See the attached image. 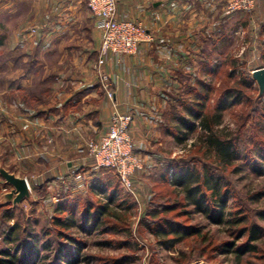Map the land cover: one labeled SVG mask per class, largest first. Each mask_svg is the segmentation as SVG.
I'll list each match as a JSON object with an SVG mask.
<instances>
[{"label": "rangeland", "instance_id": "374dc122", "mask_svg": "<svg viewBox=\"0 0 264 264\" xmlns=\"http://www.w3.org/2000/svg\"><path fill=\"white\" fill-rule=\"evenodd\" d=\"M235 15H238V19L234 18L233 27H236L237 21L238 25H243L229 30L230 34L218 56V61H222V64L214 74L200 76L213 88L209 93L207 108L213 107L214 100L223 88H235L241 92V101L221 112L220 128L237 136L238 153L231 163L223 165L215 160L213 153L210 156L205 153V146L199 144V128L190 132L181 128L180 132L186 134L183 140L173 133L163 131L158 143L153 146L162 159L160 164L155 162V168L139 171L137 174L134 172L129 189L120 184L112 170H103L102 179L90 181L89 186L84 187L88 190L84 195L79 192L83 187L72 191L73 187L62 189L64 186L59 187L55 182L46 183V178H50L53 173L47 170V165L41 161L27 162L22 155L9 152L13 148L9 144V131L14 128V135L21 137L24 124H11L0 116V168L29 182V195L13 203L15 195L9 196L13 186L0 175V258H4L2 252L7 250L17 254V258L13 259L15 263L11 264H54L56 247L60 242H67L65 236H71L81 244L79 259L75 264H233V256L219 253L218 249L220 242L234 238L229 236L228 227L211 223L205 215L194 212L192 206L186 205L180 188L174 187L170 179L168 182L160 178L161 173L165 172L172 178L176 164L194 166L197 169L207 166L219 178L221 193L228 191L226 210L245 208L247 219L239 227L255 223L264 233V219L257 216L258 212L264 211V196L257 201L252 198L256 192L262 191L264 194V173L259 175L254 170L260 163L264 166V89L260 91L252 76L254 69L264 68V3H255L250 12ZM35 55L32 53L23 60L21 51L13 49L7 42L0 46V115L2 112L7 116L10 109H13L9 106L11 100H25L34 108L40 102L54 99V90L46 91V87L54 84L53 73L41 65L34 70L31 87L17 92L8 88L12 79L20 72L31 69L32 58L38 56ZM42 61L53 69L60 62L55 53ZM63 61L67 66L72 60ZM234 61L236 64H233ZM97 67L98 58L94 73L103 87ZM102 69L104 70L103 65ZM242 79L245 80L244 83ZM199 90L201 93L205 91L202 88ZM177 95L180 96L179 93ZM195 95L196 90L184 92L188 103L198 97ZM175 104L177 112L169 113L173 116L168 114L167 119L171 129L179 130L182 126L177 119L180 115L187 116V113L182 105ZM90 139L93 138L86 141ZM18 140L23 141L21 138ZM140 160L143 162L141 157ZM147 164L149 165L148 159ZM110 195L112 201L109 199ZM122 203L123 206H118ZM129 204H132V208L126 212L125 208ZM165 204L172 208L167 213H160L158 218L165 216L169 220L198 227L200 234L187 236L179 242L163 243V239L155 236L148 227V220L156 219L148 217L146 210L151 206ZM103 205H107L118 216V221L106 215L96 218L95 212ZM56 217L61 220L69 217L72 223L60 226L55 223ZM12 228L15 239L8 241L5 234ZM59 232L65 236L61 237ZM246 237L244 235L236 244L240 245ZM170 238L173 236L168 235L164 240ZM45 245H49V248H45ZM257 246L258 252L243 255L242 264H264V237Z\"/></svg>", "mask_w": 264, "mask_h": 264}, {"label": "crops", "instance_id": "0c3cea01", "mask_svg": "<svg viewBox=\"0 0 264 264\" xmlns=\"http://www.w3.org/2000/svg\"><path fill=\"white\" fill-rule=\"evenodd\" d=\"M116 1L118 18L140 21L152 40L141 42L133 54L105 56L111 99L94 73L101 31L85 0H0V46L7 42L21 51L23 60L38 55L31 69L12 79L9 90L31 87L38 65L54 76L53 86L46 87L54 90V99L34 108L25 100H11L13 109L7 116L1 112L7 122L24 124L21 137L14 135L16 129L9 131V152L47 165L53 173L46 183L73 187L72 191L83 187L79 192L84 195V187L102 179L106 169L77 150L105 131L112 110L133 116L129 133L143 160L135 173L155 168L162 159L153 146L163 131L172 133L167 118L177 110L175 102L186 100L185 91H200L206 83L200 76L214 74L222 64L218 56L229 30L243 25L237 21L233 27L239 14L225 12L226 0ZM260 1L264 3H256ZM54 53L60 62L53 69L42 59ZM64 59L72 61L65 66Z\"/></svg>", "mask_w": 264, "mask_h": 264}, {"label": "trees", "instance_id": "16d2710c", "mask_svg": "<svg viewBox=\"0 0 264 264\" xmlns=\"http://www.w3.org/2000/svg\"><path fill=\"white\" fill-rule=\"evenodd\" d=\"M233 64H236V62L234 61ZM244 81L245 80L242 79L243 83ZM250 83L251 82H246V84ZM202 86V89L205 90L204 93L196 90L197 95L195 96L198 97H195L194 101L191 103H188V101L186 102V100L183 99L180 100V97L177 95L176 99L180 100L187 116L180 115L177 120L182 127H180L179 130L174 128L171 132L176 135V137L183 140L186 134L185 132H180L181 128H185L187 132L199 128V144L205 146V153L209 156L213 153L216 161L227 166L231 163L234 157L237 156V136L234 135L233 132H224V130L220 128L222 123L221 112L224 108L240 102L242 97L241 92L235 88H223L214 100L213 107L207 108L209 93L213 88L208 83H205ZM193 146H195V143ZM133 151L136 154L134 144ZM254 170L257 174L262 175V173H264L263 164L260 163L259 166H255ZM171 177L172 178L169 177L168 172L161 173L160 176V178L168 182L170 179V183L174 187L180 188V191L184 194V199L187 203L186 205L192 206L194 212L205 215L211 223L226 225L228 227V231L230 232L229 236L234 238L233 240L220 242V245L218 246L219 253H228L233 256V264H242L243 255L246 253L254 254L259 251L257 243L264 237L262 228L255 223L250 224L249 226L239 227V225L243 224L247 219L248 214L247 212H244L245 208L241 207L235 211L226 210L228 191L221 193L219 178L215 176V173L210 171L207 166L203 165L201 169H197L194 166L190 167L184 164H176ZM112 193L114 192L112 191ZM262 196H264L262 191L256 192L252 196L253 201H257ZM111 197L112 196L110 195L109 199ZM110 201H112V198ZM123 204L124 203L118 206H123ZM131 208L132 204L127 205L125 208L126 212ZM171 208L172 206L167 204L147 208L146 213L148 217L151 216L152 219H156L148 220L149 222L147 223L155 236L160 237L163 239V243H166L167 241L179 242L187 236H198L200 234V229L198 227L187 226L169 220L165 216L158 218L160 213H167ZM86 213H88V211ZM95 214L96 218L106 215V217L109 216V218L114 221H118L119 219L114 212L109 210L107 205L101 206ZM257 216L264 219V211L258 212ZM55 221V223L64 227L65 225L72 223L69 217L62 220L61 218L56 217ZM13 232V228L6 232V240L10 241L15 239ZM59 235L61 237L65 236L61 232H59ZM168 235H172L173 238L164 240ZM244 235H247L245 241L240 245H237L236 242L244 237ZM65 237L67 242L64 244L60 242L61 244H59L54 251V259H56V263L54 264H75L79 259V250L81 248L80 241L71 236ZM45 248H49V245H45ZM2 253H4L5 256L4 258H0V264L15 263V260L13 259L17 258V254L9 253L7 250H3Z\"/></svg>", "mask_w": 264, "mask_h": 264}, {"label": "built area", "instance_id": "2783aa9c", "mask_svg": "<svg viewBox=\"0 0 264 264\" xmlns=\"http://www.w3.org/2000/svg\"><path fill=\"white\" fill-rule=\"evenodd\" d=\"M85 3L101 31L98 77L107 96L113 99L111 79L102 69L105 56L112 54L118 58L123 54H133L141 42L151 41L152 37L140 21L118 18L116 0H85ZM255 3L256 0H226L225 11L227 14L248 13ZM132 123V114L113 109L105 131L78 148V152L92 158L97 167L112 170L126 189L132 185L133 173L142 166L140 157L133 151L129 133Z\"/></svg>", "mask_w": 264, "mask_h": 264}, {"label": "water", "instance_id": "95a60500", "mask_svg": "<svg viewBox=\"0 0 264 264\" xmlns=\"http://www.w3.org/2000/svg\"><path fill=\"white\" fill-rule=\"evenodd\" d=\"M252 76L259 85V89L262 92L264 89V68H256L252 71ZM0 175L5 181L13 186L9 196L15 195L13 203L21 201L24 197L29 195V184L25 178L18 177L13 173H9L3 168H0Z\"/></svg>", "mask_w": 264, "mask_h": 264}, {"label": "bare ground", "instance_id": "6f19581e", "mask_svg": "<svg viewBox=\"0 0 264 264\" xmlns=\"http://www.w3.org/2000/svg\"><path fill=\"white\" fill-rule=\"evenodd\" d=\"M197 264H203V263L200 262V263H197Z\"/></svg>", "mask_w": 264, "mask_h": 264}]
</instances>
